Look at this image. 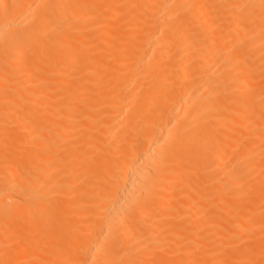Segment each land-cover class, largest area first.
Wrapping results in <instances>:
<instances>
[{"label": "bare ground", "instance_id": "1", "mask_svg": "<svg viewBox=\"0 0 264 264\" xmlns=\"http://www.w3.org/2000/svg\"><path fill=\"white\" fill-rule=\"evenodd\" d=\"M264 264V0H0V264Z\"/></svg>", "mask_w": 264, "mask_h": 264}, {"label": "rangeland", "instance_id": "2", "mask_svg": "<svg viewBox=\"0 0 264 264\" xmlns=\"http://www.w3.org/2000/svg\"><path fill=\"white\" fill-rule=\"evenodd\" d=\"M251 262L249 261V263L248 264H250Z\"/></svg>", "mask_w": 264, "mask_h": 264}]
</instances>
